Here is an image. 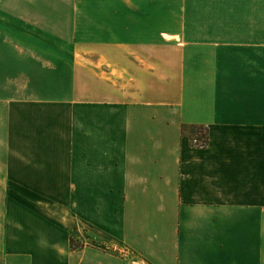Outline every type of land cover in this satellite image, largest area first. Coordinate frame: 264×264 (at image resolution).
<instances>
[{
    "label": "crops",
    "instance_id": "obj_1",
    "mask_svg": "<svg viewBox=\"0 0 264 264\" xmlns=\"http://www.w3.org/2000/svg\"><path fill=\"white\" fill-rule=\"evenodd\" d=\"M255 3L0 0V264H264Z\"/></svg>",
    "mask_w": 264,
    "mask_h": 264
},
{
    "label": "rangeland",
    "instance_id": "obj_2",
    "mask_svg": "<svg viewBox=\"0 0 264 264\" xmlns=\"http://www.w3.org/2000/svg\"><path fill=\"white\" fill-rule=\"evenodd\" d=\"M207 4L208 2H213L214 8L212 9L215 18L219 19L218 22L222 23V25L217 26L219 30L217 33H223L227 35H231L233 30V20L235 18V0H203ZM244 3V0H243ZM256 5H260V15L255 18H262L264 16V0H256ZM200 15V14H199ZM198 15V16H199ZM245 11H240L238 18L243 19L245 16ZM215 22V21H214Z\"/></svg>",
    "mask_w": 264,
    "mask_h": 264
},
{
    "label": "trees",
    "instance_id": "obj_3",
    "mask_svg": "<svg viewBox=\"0 0 264 264\" xmlns=\"http://www.w3.org/2000/svg\"><path fill=\"white\" fill-rule=\"evenodd\" d=\"M210 128L204 125H184L182 135L187 136L194 148H206L209 144ZM72 246L75 247V241L72 240Z\"/></svg>",
    "mask_w": 264,
    "mask_h": 264
}]
</instances>
